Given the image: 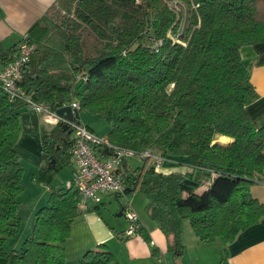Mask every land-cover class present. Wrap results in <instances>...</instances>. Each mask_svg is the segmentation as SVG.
<instances>
[{
    "label": "trees",
    "instance_id": "trees-1",
    "mask_svg": "<svg viewBox=\"0 0 264 264\" xmlns=\"http://www.w3.org/2000/svg\"><path fill=\"white\" fill-rule=\"evenodd\" d=\"M23 41L34 45L18 84L25 99L53 111L76 102L78 112L108 124L113 145L186 158L185 173L162 174L147 162L120 168L125 194L145 196L175 252L183 220L200 243L227 245L264 217L249 190L264 173V124L248 117L258 95L240 54L264 42V0H56ZM18 46L0 44V70ZM24 108L0 88V264H67L64 244L82 209L77 189L50 184L71 157V135L60 125L41 144L48 204L20 249H4L20 227L15 146ZM112 261L99 248L78 264Z\"/></svg>",
    "mask_w": 264,
    "mask_h": 264
},
{
    "label": "crops",
    "instance_id": "crops-1",
    "mask_svg": "<svg viewBox=\"0 0 264 264\" xmlns=\"http://www.w3.org/2000/svg\"><path fill=\"white\" fill-rule=\"evenodd\" d=\"M55 1L0 0V44L4 48L17 46L31 25L42 17ZM240 54L249 70L250 82L258 95L257 100L247 107L251 123L258 128L264 124V42L245 46ZM78 116L79 123L102 137L97 131L95 122L97 116L90 115L95 118V121L86 118L85 123L80 118V112ZM18 120L20 134L15 146L16 153L19 155L21 152L33 163L35 169L40 168L43 138L56 125L44 115H39L28 108L21 110ZM130 162L135 164L134 160ZM66 164L71 167L70 174L64 175L65 181L60 184L54 181L56 175L50 182L51 185L66 187V183L72 180L75 173L72 157H68L64 165ZM148 165L151 166L147 162ZM63 166L57 174L60 175ZM157 171L162 174L185 173L189 171V167L186 164V158L166 157ZM41 183L47 188L39 183L38 189L42 190L41 195L47 193L48 198V185ZM249 190L252 197L264 206V173L250 186ZM121 196H125L124 202L120 204L115 215H112L108 209L103 212L107 204L104 197L98 205H87L85 209H79L80 214L73 220L69 236L64 244L67 264H78L87 252L99 248L112 254L111 264H264V217L257 224L241 232L233 242L227 245H222L218 241L213 244L200 243L188 221L183 220L181 248L175 252L170 247L169 238L149 218L145 196L139 192L123 193ZM126 210L136 214L140 225L139 231L131 237H126L124 234L127 225L116 218L124 216Z\"/></svg>",
    "mask_w": 264,
    "mask_h": 264
},
{
    "label": "built area",
    "instance_id": "built-area-1",
    "mask_svg": "<svg viewBox=\"0 0 264 264\" xmlns=\"http://www.w3.org/2000/svg\"><path fill=\"white\" fill-rule=\"evenodd\" d=\"M26 37V36H25ZM34 45L29 41L19 43L16 58L0 70V88L10 99H23L28 109L44 115L55 125H67L71 131V157L75 173L66 188L71 186L79 193V206L98 205L105 196H119L124 192L120 168L125 161L136 160L148 162L155 170H159L164 159L150 150L135 151L110 143L105 137H99L79 122H66L59 118L55 111L45 104H36L25 99L24 92L18 85L21 80L22 68L29 61ZM78 112L79 105L70 103ZM128 226L124 232L126 237L135 235L140 225L135 213L126 210L124 213Z\"/></svg>",
    "mask_w": 264,
    "mask_h": 264
},
{
    "label": "rangeland",
    "instance_id": "rangeland-1",
    "mask_svg": "<svg viewBox=\"0 0 264 264\" xmlns=\"http://www.w3.org/2000/svg\"><path fill=\"white\" fill-rule=\"evenodd\" d=\"M26 35V34H25ZM254 45V44H253ZM251 46V45H250ZM80 118L82 120V122L85 123L84 119L87 118V120H92L95 121V118L88 115L85 111H81L80 112ZM97 121H95L97 123V131L99 132V135H101L102 137H104L109 129L108 124L101 119L96 118ZM225 138H221V137H216L215 142L219 143L221 145H227L231 139H227L228 141H225ZM18 159H19V163L22 167V178H21V185H22V190L19 193L18 196V202H19V207H18V211H17V215L18 218L20 219V227H19V231L17 232V234L12 237V238H7L5 240L4 243V249L6 251H11V250H19L24 239L30 234V232L32 231V226H33V222H34V216L36 214V212L42 208L47 206L48 204V198H47V193L45 195H41V191L39 190V183L44 187L47 188L45 185H43L39 178V168L35 169V166L33 165V163L24 156V154H22L21 152L19 153ZM135 165L136 164H142V162L136 161L134 160ZM149 166V165H148ZM63 170L60 171V175L57 174V176L55 177L54 181L55 183H62L63 181H65V177L63 178L64 175H69L70 174V165H64L63 166ZM37 181V183H36ZM39 182V183H38ZM208 183H204L201 188H199V192L204 191L208 185ZM45 191L47 192V190L45 189ZM49 194V191H48ZM49 196V195H48ZM124 197L125 196H121L119 195L118 197L116 196H107L104 197L105 202L107 203L104 210L108 209L111 211L112 215H115L117 212V209H119L120 204H122L124 202ZM117 220H122L124 222V224H126L128 226L127 223V219L125 218V216H119L116 217ZM187 220H185L186 222ZM187 225V224H186Z\"/></svg>",
    "mask_w": 264,
    "mask_h": 264
},
{
    "label": "water",
    "instance_id": "water-1",
    "mask_svg": "<svg viewBox=\"0 0 264 264\" xmlns=\"http://www.w3.org/2000/svg\"><path fill=\"white\" fill-rule=\"evenodd\" d=\"M55 113L59 118L65 120L66 122H72V121L79 122L78 121V119H79L78 112L76 110L72 109L70 106H65V107L59 108L55 111ZM61 127L64 131L68 130V127L65 124H62ZM67 134H71V131L68 130ZM50 143H51V145L54 144L53 141H50ZM123 193L125 194V192H123ZM119 215H120V213H119Z\"/></svg>",
    "mask_w": 264,
    "mask_h": 264
},
{
    "label": "flooded vegetation",
    "instance_id": "flooded-vegetation-1",
    "mask_svg": "<svg viewBox=\"0 0 264 264\" xmlns=\"http://www.w3.org/2000/svg\"><path fill=\"white\" fill-rule=\"evenodd\" d=\"M56 126H57V125H56ZM60 127H61V125H60ZM61 128H62V127H61ZM68 130H69V129H68ZM68 130H67V131H68Z\"/></svg>",
    "mask_w": 264,
    "mask_h": 264
},
{
    "label": "bare ground",
    "instance_id": "bare-ground-1",
    "mask_svg": "<svg viewBox=\"0 0 264 264\" xmlns=\"http://www.w3.org/2000/svg\"><path fill=\"white\" fill-rule=\"evenodd\" d=\"M226 141V140H225Z\"/></svg>",
    "mask_w": 264,
    "mask_h": 264
}]
</instances>
